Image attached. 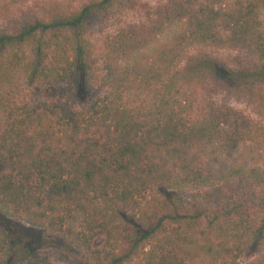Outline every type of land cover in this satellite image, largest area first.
Segmentation results:
<instances>
[{
	"label": "trees",
	"instance_id": "1",
	"mask_svg": "<svg viewBox=\"0 0 264 264\" xmlns=\"http://www.w3.org/2000/svg\"><path fill=\"white\" fill-rule=\"evenodd\" d=\"M66 1L81 3L0 26V82L17 67L61 90L85 73V18L111 0ZM194 45L264 63V0H165L146 9L142 22L102 39L104 90L80 104L19 105L0 87V209L71 246L84 264H264V249L238 260L263 237L255 219L264 214V125L225 105L188 115L182 84L162 80ZM133 79L161 83L153 104L122 102ZM179 188L201 191L212 219L174 209L167 197L146 199ZM10 253L1 241L0 264ZM20 264L51 263L28 253Z\"/></svg>",
	"mask_w": 264,
	"mask_h": 264
},
{
	"label": "rangeland",
	"instance_id": "2",
	"mask_svg": "<svg viewBox=\"0 0 264 264\" xmlns=\"http://www.w3.org/2000/svg\"><path fill=\"white\" fill-rule=\"evenodd\" d=\"M99 1L94 0L93 3L97 4ZM164 1L111 0L106 9H97L99 11L88 15L85 18L83 35L85 73L79 71L72 74L60 84L63 89H51L48 85L32 81L17 67L0 82V87L9 90L14 102L19 105L60 101L80 104L96 98L104 90L101 69L102 39L119 28L142 22L146 9L149 10ZM80 3H69L66 0H27L9 5L7 9H3V3H0V26L20 21L24 16L48 19L59 12L77 8ZM149 52L150 49L145 50V53ZM166 78L175 79L182 84L183 90L190 97L187 113L192 118H198L207 106L216 104L230 106L264 125V63L247 52L203 45L190 46L174 62L162 82ZM161 92L162 85L159 82L145 83L133 79L122 93V102L131 108L147 107L156 101ZM166 197L174 209L194 211L206 221L213 217L214 207L203 199L201 191L187 188L153 191L146 199L151 203ZM260 225L263 227V237L251 241L247 250L239 256V261H248L264 249V214L255 219V226ZM1 241L6 243L11 252L4 264H20L28 253L45 257L51 264H84L78 251L71 246L44 235L41 229L0 209ZM134 261L135 258L123 264H133Z\"/></svg>",
	"mask_w": 264,
	"mask_h": 264
}]
</instances>
